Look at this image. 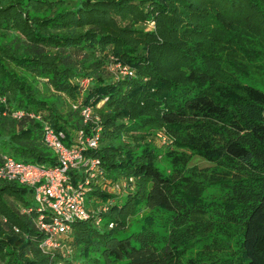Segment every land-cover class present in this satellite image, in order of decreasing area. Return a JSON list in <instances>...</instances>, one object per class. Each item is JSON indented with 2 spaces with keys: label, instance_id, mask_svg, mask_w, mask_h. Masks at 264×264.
I'll use <instances>...</instances> for the list:
<instances>
[{
  "label": "trees",
  "instance_id": "trees-1",
  "mask_svg": "<svg viewBox=\"0 0 264 264\" xmlns=\"http://www.w3.org/2000/svg\"><path fill=\"white\" fill-rule=\"evenodd\" d=\"M0 97V153L46 167L43 121L69 141L90 106L107 202L46 251L0 178V264H264V0H0Z\"/></svg>",
  "mask_w": 264,
  "mask_h": 264
},
{
  "label": "built area",
  "instance_id": "built-area-1",
  "mask_svg": "<svg viewBox=\"0 0 264 264\" xmlns=\"http://www.w3.org/2000/svg\"><path fill=\"white\" fill-rule=\"evenodd\" d=\"M152 27L153 21L146 23ZM111 70L122 74H131V69L126 65L114 63ZM87 78L79 80L85 85ZM3 101L4 98L0 97ZM73 107L75 105H72ZM83 123H93L88 131L79 128L73 132L69 141L62 130L54 129L47 121L42 124L43 142L50 147L56 155V163L52 166H39L14 159L7 153H0V178L15 179L32 187L35 201L33 210L36 213L34 225L45 233L39 243L42 250H51L63 247L59 236L67 233L71 223L76 219H86L106 208L107 202H99L94 208L85 206V193L94 185H104L103 172L98 157L88 154L89 149H95L99 138V125L97 116L91 107L84 105L79 108ZM14 116H20L21 111H14ZM30 116L38 117V115ZM161 142L166 139L161 132L157 134ZM66 140V144L64 143ZM131 177L115 180L110 189L118 192L125 187ZM30 208H22L29 211ZM99 217L95 218L98 224ZM111 222L108 226H111ZM66 252L69 248H65Z\"/></svg>",
  "mask_w": 264,
  "mask_h": 264
},
{
  "label": "rangeland",
  "instance_id": "rangeland-1",
  "mask_svg": "<svg viewBox=\"0 0 264 264\" xmlns=\"http://www.w3.org/2000/svg\"><path fill=\"white\" fill-rule=\"evenodd\" d=\"M63 141L64 142H66V140H64L63 139ZM153 141H154V143L157 145V144H160V140L159 139H153ZM198 155H195V156H193L192 158H191V160H190V163H197V164H199V165H205V164H208L205 160H203V159H201L199 156L197 157ZM100 187H104V188H106L109 192L111 191V192H113L111 189H110V187H108V184L107 185H105V186H100ZM113 194H114V196H113V198L112 197H110V199H111V201L112 200H114V199H116L118 196H120L119 197V200H122L123 198H124V196H125V193L124 192H122V191H118V192H113ZM104 222V218L101 220V222H100V224L102 225V223Z\"/></svg>",
  "mask_w": 264,
  "mask_h": 264
}]
</instances>
